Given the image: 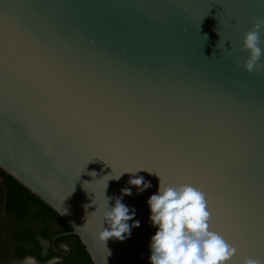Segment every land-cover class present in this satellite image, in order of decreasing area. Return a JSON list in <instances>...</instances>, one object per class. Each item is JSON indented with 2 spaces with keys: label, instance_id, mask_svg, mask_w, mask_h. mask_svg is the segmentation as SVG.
Segmentation results:
<instances>
[{
  "label": "water",
  "instance_id": "obj_1",
  "mask_svg": "<svg viewBox=\"0 0 264 264\" xmlns=\"http://www.w3.org/2000/svg\"><path fill=\"white\" fill-rule=\"evenodd\" d=\"M262 20L264 0H0V169L71 227L54 251L74 235L93 264H150L157 173L207 193L232 264H264V71L243 67ZM137 169L143 192L109 180ZM124 188L140 226L104 245Z\"/></svg>",
  "mask_w": 264,
  "mask_h": 264
},
{
  "label": "clouds",
  "instance_id": "obj_2",
  "mask_svg": "<svg viewBox=\"0 0 264 264\" xmlns=\"http://www.w3.org/2000/svg\"><path fill=\"white\" fill-rule=\"evenodd\" d=\"M262 30L264 20L257 21L252 29L244 34L243 50L249 55L243 67L249 73L264 71V64L259 62L264 55V50L260 47ZM138 170L140 169L122 172L109 180H119L123 173H132L134 178L129 179L128 184L143 192L151 187V183L145 181L142 176H136ZM155 174L160 180L159 187L147 200L149 220L156 229L150 238V264H232L238 250L222 234L211 230L210 212L204 192L192 184H166L157 173ZM121 191L122 195L115 198L112 206H109L110 198L106 197L104 192L107 208L102 213L101 231L97 234V239L104 245L110 239L123 241L129 238L132 228L140 226V221L135 219V208L122 203L123 196L132 195L131 188ZM42 243L47 245V241ZM61 248L65 253L71 251L68 244H61ZM59 260L60 257H54L48 264H59ZM22 264H37V261L28 256ZM242 264L261 262L249 257L243 259Z\"/></svg>",
  "mask_w": 264,
  "mask_h": 264
},
{
  "label": "trees",
  "instance_id": "obj_3",
  "mask_svg": "<svg viewBox=\"0 0 264 264\" xmlns=\"http://www.w3.org/2000/svg\"><path fill=\"white\" fill-rule=\"evenodd\" d=\"M6 226L11 228L4 242L1 235ZM70 231L71 227L50 207L0 169V246L3 242L10 258L21 261L32 256L37 264H48L54 257H60L62 264H93L74 235L58 237L54 242L57 252L61 244H68L69 253L59 256L54 251L53 236ZM42 241H47V245Z\"/></svg>",
  "mask_w": 264,
  "mask_h": 264
},
{
  "label": "rangeland",
  "instance_id": "obj_4",
  "mask_svg": "<svg viewBox=\"0 0 264 264\" xmlns=\"http://www.w3.org/2000/svg\"><path fill=\"white\" fill-rule=\"evenodd\" d=\"M10 228H11L10 226H6V228H5L6 230L1 235V239H4V242L6 240V232H8V230ZM24 260L17 261V260H14L13 258H10L8 256V254H7V250L5 249V247H3V242H1V246H0V264H22V262Z\"/></svg>",
  "mask_w": 264,
  "mask_h": 264
},
{
  "label": "snow or ice",
  "instance_id": "obj_5",
  "mask_svg": "<svg viewBox=\"0 0 264 264\" xmlns=\"http://www.w3.org/2000/svg\"><path fill=\"white\" fill-rule=\"evenodd\" d=\"M201 191H202V190H201ZM204 194H205V197H206V200H207V204H208V210H209V212H210L209 226H210V227H212V220H213V210H212V208H211V206H210V204H209L208 197H207V193H206V192H204ZM235 247H236V246H235Z\"/></svg>",
  "mask_w": 264,
  "mask_h": 264
},
{
  "label": "flooded vegetation",
  "instance_id": "obj_6",
  "mask_svg": "<svg viewBox=\"0 0 264 264\" xmlns=\"http://www.w3.org/2000/svg\"><path fill=\"white\" fill-rule=\"evenodd\" d=\"M60 249H61V250H60L59 252L56 251V252L59 254V256H61V255H65V252L62 250L61 246H60Z\"/></svg>",
  "mask_w": 264,
  "mask_h": 264
}]
</instances>
